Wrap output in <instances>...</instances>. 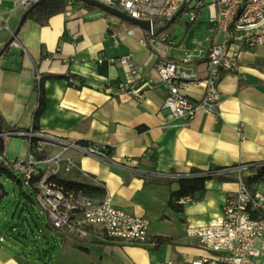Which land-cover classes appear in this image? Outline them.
Masks as SVG:
<instances>
[{"label":"crops","instance_id":"0c3cea01","mask_svg":"<svg viewBox=\"0 0 264 264\" xmlns=\"http://www.w3.org/2000/svg\"><path fill=\"white\" fill-rule=\"evenodd\" d=\"M23 13L18 10L10 17L13 33ZM212 14V9L203 8L188 31L185 26L189 22L180 19V26L170 37L171 62L181 63L183 53L194 46L203 51V57L182 63L195 79L180 82L179 89L193 101L203 95L204 88L198 81L207 72V52L220 37L210 22ZM121 23L98 10L73 6L51 17L46 26L30 20L22 22L15 39L26 52L9 47L11 50L0 56V116L7 126L32 129L41 95L43 108L37 132L109 149V162L66 151L63 155L74 166L68 172L61 170L58 177L100 187L115 208L145 217L149 222L146 243L129 245L94 235L71 238L55 231L33 200L24 196L22 210L29 207L42 218L37 229L41 248L35 245L33 250L24 243L35 242L34 236L24 214L15 213L11 223H19L17 229L21 230L11 229L13 240L5 238L0 228L4 238L0 241V264H188L208 253L197 239L186 235L187 229L218 219L226 199L237 190V178L254 177L258 169L243 170L240 176L230 174L227 177L232 180L227 182L206 181L202 200L185 204L181 213L167 208L170 194L178 185H167L151 173L187 174L191 169L223 170L264 163V44L243 52L238 69L222 74L216 114L186 123L171 118L163 108L168 87L161 83L148 46L142 42L144 31L127 29ZM7 37L6 33L0 46ZM128 55L135 66L142 68V75L134 82L125 66L108 62ZM36 73L42 76L39 85ZM70 79L82 86L73 88ZM128 92L142 94L143 99L137 101ZM140 127L144 129L139 131ZM238 130L243 132L242 141L236 136ZM4 139L1 159L26 157L30 146L27 138ZM46 153H57V149L47 147ZM125 158L131 159L130 165L140 173L132 174L111 164H123ZM6 175L16 181L11 174ZM1 177L2 197L5 191ZM249 189L264 191V184ZM155 238L168 239L170 244L153 250Z\"/></svg>","mask_w":264,"mask_h":264},{"label":"built area","instance_id":"2783aa9c","mask_svg":"<svg viewBox=\"0 0 264 264\" xmlns=\"http://www.w3.org/2000/svg\"><path fill=\"white\" fill-rule=\"evenodd\" d=\"M12 3L13 9L6 15L0 13V32L8 34L10 46L26 52L15 39L10 30V17L18 10L25 12L39 0H0ZM116 9L136 20L152 21L157 26L169 22L184 6L181 20L194 22L200 9L207 7L213 10L210 22L219 33V40L207 52V72L198 84L203 86L202 97L193 101L181 93L180 82L195 79L185 67L204 56L197 45L183 53L181 63L169 60L172 42L166 36L144 39L151 59L161 83L168 87V94L163 108L173 119L191 123L197 118L216 114L221 102L219 83L223 73L234 72L239 67L243 52L264 44V0H95ZM72 6V1L68 7ZM67 7V8H68ZM154 29V28H153ZM153 31V30H152ZM151 31V33H152ZM6 41V42H7ZM102 59L98 60L101 63ZM110 64H120L127 68L131 82L139 79L142 68L135 66L130 55L119 59H109ZM183 63V64H182ZM42 76L35 74L39 85ZM73 88H80V82L70 79ZM137 101L143 99L142 94L128 92ZM27 138L30 143L24 159L8 161L0 158V177L5 172L16 171L21 180L19 187L25 197L33 200L40 213L48 220L54 230L76 239H87L91 235L103 240H112L129 245H143L147 241L149 222L145 217L131 215L115 208L109 195L100 201L86 196L65 193L53 182L63 170L68 172L74 165L70 158L63 154L74 150L109 162L108 150L94 144H78L67 141L55 134H46L31 129L27 132L13 133ZM236 136L244 139L243 132L238 130ZM47 147L57 149V153H46ZM132 160L125 158L123 164L112 165L129 173L138 174L139 170L131 166ZM250 168H264V163L244 165L219 170L210 175L240 176L241 171ZM157 178H172L170 174L151 173ZM2 195L0 184V197ZM180 203H190L189 198ZM186 235L198 240L208 253L205 257L191 260L188 264H264V191L250 190L241 177L237 178V190L228 197L222 207L221 216L199 228H188ZM0 236V241H3ZM161 264H176L166 261Z\"/></svg>","mask_w":264,"mask_h":264},{"label":"trees","instance_id":"16d2710c","mask_svg":"<svg viewBox=\"0 0 264 264\" xmlns=\"http://www.w3.org/2000/svg\"><path fill=\"white\" fill-rule=\"evenodd\" d=\"M71 0H45L39 3L37 6L33 7L28 11L25 20L33 21L39 26H46L49 19L55 15L61 14L67 10L68 3ZM73 7L83 8L89 11H96L95 8L72 1ZM205 8V7H203ZM200 9L201 10L203 9ZM106 17H110L105 15ZM182 15H179L173 22H165L161 26H157L155 23L154 29L152 33H148L144 31L145 39L149 38L151 35L158 38L161 36H166L170 38L172 34L175 32L176 28L180 26V19ZM197 19L194 22L187 23L185 26V30L188 31L193 25H195ZM125 28L132 29L135 28L129 23L122 22L121 23ZM1 49V46H0ZM81 83V82H80ZM82 85V83H81ZM77 89V88H76ZM43 108V98L40 95L39 107L34 115V123L32 127V131H37V120ZM0 128L2 133H13L17 131L27 132L28 130H18L16 128L7 126L3 119L0 116ZM144 128H138L139 131H142ZM32 143V140L30 141ZM5 144V139H3V145ZM78 144H87L85 142H78ZM108 154L110 153L109 149ZM4 153V149L0 158ZM222 169H210L208 171H201L197 169H191L187 174H170L174 177L172 178H160L159 181L164 182L167 185L172 183H176L178 185V189L176 191H172L170 194L169 201L167 203V208L175 213H181L184 208V204L180 203L181 199L189 198L190 202L201 201L204 195L206 194V190L204 188V184L208 180L215 179L219 182H227L232 180L226 175L220 176H211L210 174ZM4 174H10L9 172H5ZM53 182H55L58 186H60L65 193H73L80 194L86 196L93 200L102 199L104 197V190L100 187L94 186L89 183L79 182V181H69L64 178H59L58 176H54L52 178ZM243 182L248 188H252L255 185L264 184V168L258 169L257 175L254 177H247L243 179ZM21 196L24 197L21 192ZM57 231V230H55ZM154 247L153 250H157L160 246L170 244V240L164 238H155L153 240Z\"/></svg>","mask_w":264,"mask_h":264},{"label":"rangeland","instance_id":"374dc122","mask_svg":"<svg viewBox=\"0 0 264 264\" xmlns=\"http://www.w3.org/2000/svg\"><path fill=\"white\" fill-rule=\"evenodd\" d=\"M13 9V5L10 2L4 1L0 5V13L6 15L7 11H11ZM17 14H15L12 18L14 20ZM10 27L13 29L12 22H10ZM5 32H0V40L5 39ZM11 50V48H8ZM13 50V49H12ZM16 53V51L13 50ZM16 152V151H15ZM11 176L15 178V182L11 181V178H8L6 174H3L1 177V183L4 185L5 194L1 197L0 201V228L3 230V234L5 238L14 240V234L11 230V226L14 223H11L12 218L15 213L17 216L19 213L24 214V218H26L27 222L30 225V230L33 233L34 241L24 240L25 244L33 250H35V245L41 248V238L38 234L37 229L41 228L40 222H42V218L37 216L38 212H34L31 208H27V210H22L23 205L25 204L23 196H21L22 189L19 187L18 182L21 180L19 174L12 170L9 172ZM21 229H17L20 232ZM27 241V242H26Z\"/></svg>","mask_w":264,"mask_h":264},{"label":"water","instance_id":"95a60500","mask_svg":"<svg viewBox=\"0 0 264 264\" xmlns=\"http://www.w3.org/2000/svg\"><path fill=\"white\" fill-rule=\"evenodd\" d=\"M45 0H39L37 3H35L30 9H32L33 7L37 6L39 3L43 2ZM71 1H75V2H79L88 6H91L93 8H95L96 10L102 12L104 15H108L110 17L116 18L118 19L120 22H126L131 24L132 26L139 28L143 31H146L148 33H151V31L154 28V23L152 21H145V20H136V19H132L129 16L123 14L122 12L113 9L109 6H106L103 3H100L98 1L95 0H71ZM29 9V10H30ZM184 6H182L179 11L176 13V15L169 21V23L173 22L183 11ZM25 11L19 21V26L22 24V22H24L25 17L28 14V11ZM19 26L16 29L15 33H14V37L15 35H17L18 31H19ZM10 46V40H8L7 42H5L0 49V56L1 54L8 49ZM22 137L21 135H15V134H6V133H2L1 128H0V155L3 152L4 149V145H3V139L4 138H20ZM19 227V223H14L11 226V229H17Z\"/></svg>","mask_w":264,"mask_h":264}]
</instances>
